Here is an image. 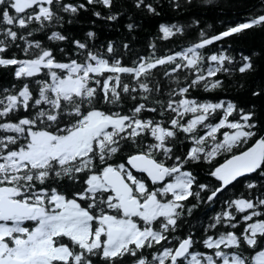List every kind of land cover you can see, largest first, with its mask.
<instances>
[{
    "label": "snow or ice",
    "instance_id": "snow-or-ice-1",
    "mask_svg": "<svg viewBox=\"0 0 264 264\" xmlns=\"http://www.w3.org/2000/svg\"><path fill=\"white\" fill-rule=\"evenodd\" d=\"M0 264H264V0H0Z\"/></svg>",
    "mask_w": 264,
    "mask_h": 264
}]
</instances>
